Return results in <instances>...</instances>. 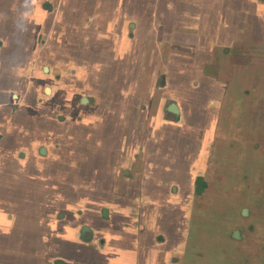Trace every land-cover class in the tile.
<instances>
[{"label":"flooded vegetation","instance_id":"af4514ba","mask_svg":"<svg viewBox=\"0 0 264 264\" xmlns=\"http://www.w3.org/2000/svg\"><path fill=\"white\" fill-rule=\"evenodd\" d=\"M21 3L22 0H0L1 264L11 262L6 252L9 248L15 249L14 254L19 255L24 264H94L87 259V254L78 256L75 249L89 248L90 244L104 245L106 239L101 233L105 232H113L112 240L129 249L137 236L122 234L126 218L121 213L119 199L111 198L116 201L112 203L114 211L100 204L117 188V184L110 182L116 181L114 174H111L113 179H108V168L127 171L132 164L144 163L145 166L146 135L151 137L157 131L171 132L176 137L168 139L164 148L156 150L152 159L156 160V166H162L160 157L175 156L187 149L192 143V132L187 129L189 123L185 111L194 102L190 91L184 90L185 86L197 87L202 68L217 70L222 64L213 53L209 55L211 47L201 46L195 55L200 57L185 59L180 71L174 69L170 63V50L163 56L165 38L153 33L154 37L148 41L144 39L148 34L136 33L134 22H123L125 8L133 6L129 0H36L33 15L27 21L20 18ZM253 4L249 8H255ZM134 11L138 13L136 8ZM14 24L19 27L13 28ZM226 31L228 26L218 29L217 36L222 42L227 41ZM15 44L17 47H13ZM229 49L231 46L223 49L222 54ZM203 77L213 80L205 74ZM177 84L181 87L177 89V96H173L171 89ZM226 87L222 93L229 97L231 107L248 111V114L242 116L246 121L233 127V134L226 133V137L233 139L219 143V139H208L203 144L213 151L217 159L215 166L220 167L219 175L221 171L231 169L232 161L245 147V143L234 140L235 135L243 131L252 135L259 131L255 139L247 142L255 150L260 147L264 135V101L252 98L253 103L245 105L228 85ZM216 89L212 91L218 92ZM178 92L183 95L179 97ZM30 94H34L39 105L53 107V111L61 106L71 113L70 116L59 115L53 121H46L41 116L25 115L20 125L29 118L28 122L33 123L36 130L30 135L25 129L21 132L10 130L9 125L3 123V112L10 106L15 112L19 104L28 102V97H32ZM110 96L114 107L124 111L123 116L115 121L108 120L107 115H99L94 120L93 107L106 105ZM209 103H212L211 99ZM132 116L139 117V136L134 141V152L129 145L132 144ZM210 116L214 133L217 120L215 114ZM11 118L14 125L19 121L16 113ZM247 123L249 129L245 130ZM60 125L65 127L68 141L47 131L53 129L58 134ZM85 132L93 134L92 140L96 142L110 143L115 154L106 162V151L98 148L96 152L94 145L85 143ZM263 164L261 159L256 164V178L259 165ZM251 174L253 171L246 175L251 178ZM198 175L196 193L201 194L213 181L205 179L201 171ZM106 180L108 184L100 188L101 182ZM87 182L96 190L85 192ZM215 186V195L226 189L221 179ZM220 197L229 201L226 193ZM86 199L89 201L84 206ZM229 204H233L228 205L231 212L233 208L234 214H238L235 220L246 223L252 218L253 225L247 227L249 239L237 230L230 237H224L225 243L220 247L215 245L197 251L190 246L186 250L188 260L197 251L198 256L207 261L197 264H264V199L246 197L244 201L235 200ZM240 208H243L241 212L238 211ZM88 213H93L92 221L84 220ZM157 237L160 244L165 243V238L169 239L162 234ZM36 238L40 239L37 244ZM70 238L76 242L66 243L65 240ZM227 243L232 247L224 249ZM58 245L65 250L61 251ZM188 245L187 237L178 241L176 248L181 250ZM54 246L61 255L68 257L62 259L53 254ZM141 247L142 243L125 250V257L140 264L141 253L145 256ZM134 249L138 250L134 253Z\"/></svg>","mask_w":264,"mask_h":264},{"label":"crops","instance_id":"0c3cea01","mask_svg":"<svg viewBox=\"0 0 264 264\" xmlns=\"http://www.w3.org/2000/svg\"><path fill=\"white\" fill-rule=\"evenodd\" d=\"M129 1H132L133 6L125 8L126 15L123 16V22H134L136 24V33L148 34L144 38L148 41L151 40V37H154L153 33L165 38L166 46L162 49L164 50L163 56L165 51L169 49L171 53L170 63L174 69L180 71L182 62L185 59L200 57L195 55L201 46L211 47L209 55L213 53L216 59L221 61L222 65L217 70L202 68L199 73L201 78L199 77V81L196 84L197 87L185 86L186 89L184 90L190 91L194 102L190 103L188 110L185 111V118L189 123V128L187 129L192 132V143H189L187 149L179 151L175 156L173 154L172 156L165 155L163 158L160 157L162 166H156V160L152 161L156 150L164 148L169 143H167L168 139H175L176 136L171 134V132L161 131H157L151 137L146 135L145 148H143L144 153H147L145 166L144 163L142 165L132 164L127 171L108 168V179L110 180L112 178L111 174H114V178L116 177L118 182L115 183L116 181L113 182L112 180L110 182L117 184V188L109 192V195L104 200H101L100 204L108 207L110 211H114L113 204L116 201H111L112 197L110 195L115 194L118 197L122 204L121 213L126 218L122 234L128 237H130L128 234L137 235L136 241L131 247L132 249L140 243L143 245L141 249H144L145 256L141 253L140 264H194V262L197 264L201 263V261L204 263L207 261H203L204 259L198 256L197 251L208 250L210 249L209 247H214L215 245L220 247L221 243H225L224 237H230L237 230H241L243 232L242 235L246 236L247 239L250 237L247 227L253 225L251 223L253 222L252 218L246 220V223L235 220L238 214H234L233 208L231 212L228 205L233 204L229 203L235 200L244 201L246 197L257 198L258 200L264 199V164L259 165L257 178L255 176L256 164L260 159L264 163V135L262 143L257 150L253 146H249L247 142L255 139L259 131L252 135L246 131L235 135L234 140L245 143V147H242L241 154H238L232 161L231 169L226 172L221 171L220 175L218 174L220 167L215 166V160L217 159L213 151L203 147V144L208 139L211 141L212 139H219L218 143L220 140L233 139L230 136L226 137L228 136L227 134H233V127L236 124L238 125V122L246 121L242 116L248 114V111L231 107L232 104L228 102L229 97L227 98L226 94L222 93L223 90L227 89L226 85L230 87V91L232 89L237 99H242L245 105H251L253 103L252 98H259L258 101H264V9H262L264 0L255 2L253 4L255 8H249L251 6L249 0H246L250 2L247 4L243 2L245 0H196L194 3L189 2V0ZM242 2L244 3L243 5ZM194 4L198 10L205 8V14L212 18L210 22L208 19L202 18L205 16L199 14L201 12L197 13L196 11L195 14H188L192 17L190 20L188 16L182 19L181 10L187 9L189 11L194 8ZM135 8L138 13L134 11ZM170 19H173L171 23ZM189 21L190 25L188 24ZM168 22L170 24L173 23L174 28H166ZM209 25L210 28L208 29ZM190 26H193V33L176 34L175 29L177 27L187 28ZM224 26H228V31H226L227 41L222 42L221 37L217 36V32L218 29ZM181 32L185 31L181 30ZM236 45L238 46L237 48ZM230 46L231 50L229 49V52L226 51V54H222L223 49ZM13 47H17V44ZM202 54H205L203 50ZM225 67L228 70L227 74H224ZM204 74L212 77L213 80L209 81L208 77H203ZM214 88H217L216 91L218 92L214 93L212 91ZM30 95L32 97H28V102L19 104L20 106L15 112H12V106L3 112V123L9 125L8 128L10 130L21 132L25 129L29 132V135L32 130H36V126L28 122L29 118L20 125L25 115H37L44 117L46 121H53L59 115L70 116L71 114L61 106L53 111V107H47L45 104L39 105L34 94ZM207 96L212 100V103H209V101L205 102ZM111 99L112 97L110 96L106 105H99V107L95 105L93 107L96 116L94 120L99 115H107L108 120L115 121L117 117L123 116L124 111L115 108L114 104L111 103ZM256 104L259 106V103ZM23 108L25 109L23 110ZM118 110L121 113H118ZM147 111L149 112L150 109L148 108ZM15 113L19 115V121H15L14 125L11 123V116ZM213 114H215L217 120V127L214 133L212 126H210L212 120L210 115ZM138 118V116H132L133 123L130 126L132 144H129L131 152L135 151L136 142L134 141L135 139L137 141L139 136ZM247 125L248 127L245 130L249 129V123ZM103 126L104 124H102V128ZM58 127V134L53 129L47 131H53L57 136L60 138L65 137L68 141L65 135V127L63 125ZM91 136L93 134L85 132V143L91 146L94 145L93 147L97 149L102 148L106 153L112 149V152L107 157L108 161L116 150L111 148L110 143L108 145L106 142H96L92 140ZM128 139L130 140V138ZM234 157L235 155H233ZM247 167L248 169L246 170ZM198 171L202 172L205 179L213 181L201 194L196 193ZM251 171H253V174H251L253 176L250 178L246 174H250ZM219 179L226 184V189L215 195V185ZM107 181L101 182L100 188H104L108 184ZM93 188L95 187L91 186L90 182H87L85 192L91 193L95 190ZM223 193H226L227 197H229L228 202L221 199L220 195ZM86 201L89 200H84V206ZM242 209L240 208L238 211L241 212ZM92 217L93 213H88L84 220H91ZM101 234L106 239L104 245L101 243L100 245L99 243L90 244L89 248L81 247L75 249L78 256L82 257L83 254L85 257L87 254V259L94 264H135L134 260L130 262L124 255V251L131 248L128 249L126 246L118 245L115 240H112L113 232L112 234L106 232ZM158 234L168 236L169 239L166 240L165 238V243L160 244L156 241ZM187 237L189 245L181 250L177 249L176 243L186 240ZM34 241L37 244L40 239L36 238ZM65 242L70 244L76 242V240L70 238L65 240ZM54 243L56 244L57 242ZM63 246L66 249V245L63 244ZM190 246L197 251L191 254V258L188 260L186 250ZM58 247L60 248V245ZM231 247L232 245L227 243L224 249ZM65 249H61V251ZM235 249L240 251L238 248ZM137 250L134 249L133 252L135 253ZM61 251L54 246L53 254L66 259L68 257L67 254L61 255ZM6 252L11 262L4 264H24V260L19 258V255L14 254L15 249L9 248ZM194 258L195 261L193 260Z\"/></svg>","mask_w":264,"mask_h":264},{"label":"rangeland","instance_id":"374dc122","mask_svg":"<svg viewBox=\"0 0 264 264\" xmlns=\"http://www.w3.org/2000/svg\"><path fill=\"white\" fill-rule=\"evenodd\" d=\"M188 1V0H187ZM196 0H189V2H192V3H194ZM243 1V0H242ZM250 2H251V4H253L252 2H254V0H249ZM249 1H243V2H245L246 4L249 2ZM242 2V5L244 4ZM249 2V3H250ZM256 2H259V1H256ZM255 3V2H254ZM221 5V4H220ZM223 6V5H222ZM235 6V5H234ZM193 7L194 8H191L189 11H187V9H183V10H181V17H182V19L183 18H185V17H189V20L192 18V17H190L188 14H195V11L197 12V13H199V12H201V13H199V14H203L205 17H202V18H206V19H208L209 20V16H208V14H205V8H202V9H197V6H195V4L193 5ZM203 11V12H202ZM180 17V18H181ZM173 19H170V23H171V21H172ZM169 22L167 23V25H166V28H174V26H173V23L172 24H170ZM189 25H190V21H189V23H188ZM195 25V24H194ZM193 25V26H194ZM193 26H190V27H187V28H183V27H177L176 29H175V31L177 32L176 34H182V33H193V29H192V27ZM187 29V30H186ZM181 30H183V31H185V32H181ZM188 31V32H187ZM174 35V34H173ZM238 46L236 45V48H237ZM238 50H241V49H238ZM228 73V70H227V68L225 67L224 68V74H227ZM181 87V84H177L176 85V87L174 88V89H171V92H172V95L173 96H177V89L178 88H180ZM171 94V93H170ZM169 94V95H170ZM183 95V93H179L178 92V96L179 97H181ZM213 97H216V96H213ZM210 100V98H209V96H207V100H205V102L206 101H209ZM98 151V149L96 150V152ZM110 152H112V149L105 155V158L107 159V157H108V155H109V153ZM95 162H97V158H96V161ZM106 162H107V160H106ZM96 170H98V169H96ZM93 189H95L96 190V188H93ZM113 199H116V200H118V198L115 196V194H111L110 195ZM111 200V199H110Z\"/></svg>","mask_w":264,"mask_h":264},{"label":"clouds","instance_id":"9594fccd","mask_svg":"<svg viewBox=\"0 0 264 264\" xmlns=\"http://www.w3.org/2000/svg\"><path fill=\"white\" fill-rule=\"evenodd\" d=\"M36 0H22L20 7L23 11L20 14L22 21H27L31 18L34 12Z\"/></svg>","mask_w":264,"mask_h":264},{"label":"bare ground","instance_id":"6f19581e","mask_svg":"<svg viewBox=\"0 0 264 264\" xmlns=\"http://www.w3.org/2000/svg\"><path fill=\"white\" fill-rule=\"evenodd\" d=\"M12 27H13V28H18L19 25H18V24H14Z\"/></svg>","mask_w":264,"mask_h":264},{"label":"water","instance_id":"95a60500","mask_svg":"<svg viewBox=\"0 0 264 264\" xmlns=\"http://www.w3.org/2000/svg\"><path fill=\"white\" fill-rule=\"evenodd\" d=\"M104 213L106 214V213H107V211L105 210V211H104Z\"/></svg>","mask_w":264,"mask_h":264}]
</instances>
